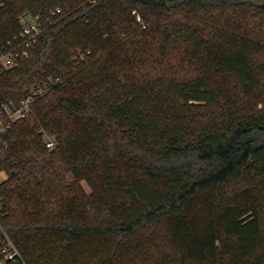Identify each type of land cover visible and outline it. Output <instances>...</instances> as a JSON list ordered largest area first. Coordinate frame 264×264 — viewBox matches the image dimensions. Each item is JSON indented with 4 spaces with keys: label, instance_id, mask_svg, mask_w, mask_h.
I'll use <instances>...</instances> for the list:
<instances>
[{
    "label": "trees",
    "instance_id": "1",
    "mask_svg": "<svg viewBox=\"0 0 264 264\" xmlns=\"http://www.w3.org/2000/svg\"><path fill=\"white\" fill-rule=\"evenodd\" d=\"M18 45L0 103L61 78L0 133L29 264H264V0H0Z\"/></svg>",
    "mask_w": 264,
    "mask_h": 264
},
{
    "label": "built area",
    "instance_id": "2",
    "mask_svg": "<svg viewBox=\"0 0 264 264\" xmlns=\"http://www.w3.org/2000/svg\"><path fill=\"white\" fill-rule=\"evenodd\" d=\"M57 11H60V9H57ZM41 31L42 29L40 24L35 22V20L26 23L21 32V37L24 38L23 44L28 48L33 42L37 40ZM9 44L12 45V42H9ZM18 55L19 53L17 48H12L10 50L0 48V68L8 69L17 66L19 64V61L17 60ZM60 82L61 78L59 76H51L42 85L33 88L20 102H1L0 133L9 128L13 121L24 117L30 111L31 104L35 101V99L45 94L50 86L57 85ZM48 145L52 146L53 142L48 143ZM2 178L5 177L0 175V182L3 180ZM3 211V204L0 201V232L2 233V236L0 237V263L9 261L12 263L28 264L19 247L16 245L8 232L3 228L1 222V213Z\"/></svg>",
    "mask_w": 264,
    "mask_h": 264
},
{
    "label": "rangeland",
    "instance_id": "3",
    "mask_svg": "<svg viewBox=\"0 0 264 264\" xmlns=\"http://www.w3.org/2000/svg\"><path fill=\"white\" fill-rule=\"evenodd\" d=\"M17 48H18V53L20 52V54L22 53V51H23V48L20 46V45H18L17 46ZM23 55H25V54H23L22 53V55H19V56H21V57H19V59H17L18 61H19V63H20V59L22 58V56ZM176 59H178V60H180V62L182 63H184L185 65H189L190 63H186V58H182L181 57V55H177V58ZM184 65V66H185ZM189 67H190V70L192 71V74H195L196 73V71H194V68H193V66H191V65H189ZM51 96H54L53 94L51 95ZM50 95H49V97H51ZM31 118H33V119H31L32 121V123H34L35 121H36V116L35 115H33ZM36 133H38L39 135H41V137L43 138V139H46V137H47V133H46V130L45 129H43L42 127L40 128V129H38L37 130V132ZM0 175H3L5 178H2L3 180L1 181V182H3L4 181V179H6L7 177H8V173H7V171L6 170H0ZM68 179H72V175H68ZM0 182V183H1ZM81 183H82V186H83V188L85 189V192L87 193V194H90L91 193V186H90V184H89V182L86 180V179H83L82 181H81ZM1 200H2V198H0ZM2 203V202H1ZM15 209H16V206H15ZM7 215H10V210H9V208L7 207L6 208V210L5 211H3L2 213H1V222H2V218L3 217H6ZM2 225H3V223H2ZM27 263H28V261H27ZM91 263L92 264H99L97 261H95L94 259L91 261ZM29 264V263H28Z\"/></svg>",
    "mask_w": 264,
    "mask_h": 264
}]
</instances>
